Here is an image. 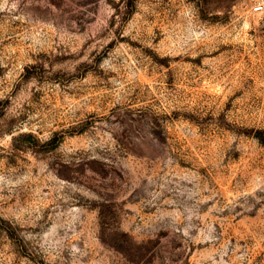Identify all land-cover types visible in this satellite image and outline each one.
Here are the masks:
<instances>
[{
	"label": "rangeland",
	"instance_id": "obj_1",
	"mask_svg": "<svg viewBox=\"0 0 264 264\" xmlns=\"http://www.w3.org/2000/svg\"><path fill=\"white\" fill-rule=\"evenodd\" d=\"M264 0H0V264H264Z\"/></svg>",
	"mask_w": 264,
	"mask_h": 264
},
{
	"label": "built area",
	"instance_id": "obj_2",
	"mask_svg": "<svg viewBox=\"0 0 264 264\" xmlns=\"http://www.w3.org/2000/svg\"><path fill=\"white\" fill-rule=\"evenodd\" d=\"M264 9V1L260 4L255 5V11H260Z\"/></svg>",
	"mask_w": 264,
	"mask_h": 264
}]
</instances>
